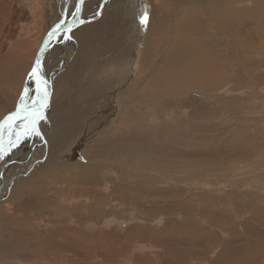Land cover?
Wrapping results in <instances>:
<instances>
[{"label":"rangeland","instance_id":"rangeland-1","mask_svg":"<svg viewBox=\"0 0 264 264\" xmlns=\"http://www.w3.org/2000/svg\"><path fill=\"white\" fill-rule=\"evenodd\" d=\"M12 1L20 20L0 23V119L18 104L57 22L47 0ZM204 2L107 0L100 16L81 18L84 29L49 48L44 74L57 85L41 136L0 160V264H264V0H241L228 12ZM104 14L112 20L102 31ZM226 14L230 29H219L211 19ZM181 25L208 35L189 34L184 47L176 42ZM184 54L203 68L171 82L188 61L179 70L171 63ZM26 85L30 99L34 83ZM121 144L132 149L122 161Z\"/></svg>","mask_w":264,"mask_h":264},{"label":"bare ground","instance_id":"bare-ground-1","mask_svg":"<svg viewBox=\"0 0 264 264\" xmlns=\"http://www.w3.org/2000/svg\"><path fill=\"white\" fill-rule=\"evenodd\" d=\"M96 1H98L97 2V5H95L94 3H92V4H89V5H92V6H89L90 8H88V7H86V5L84 6V9H83V12H82V14H81V18H85L86 16H91L92 15V13H93V15L97 12V11H100V12H102V10H103V8H100V5L101 4H103V7H104V5H105V3H104V0H95V2ZM161 1H165V0H161ZM228 3H227V2ZM243 1V0H242ZM248 1H250L251 2V0H248ZM256 1V0H255ZM197 2V1H196ZM241 2V0H205V2H204V4H203V7L204 8H211V7H214V9H216L217 7H219V8H224V7H226L225 8V11L224 12H228V11H232V10H234L235 8H237V3H240ZM47 4H48V10H49V13H50V15H49V21L51 22V24H52V22L55 20V21H57L56 22V24L59 22V20H60V18L58 19V17L60 16L61 17V15H62V10H63V8H64V3H63V0H54V2H51V1H49V0H47ZM74 4H75V0H68V4L66 5V11L64 12V20L67 22L68 20H70V19H72V17L69 15V13L71 12V11H74ZM123 4H125V3H123ZM112 5L113 4H111L110 6H109V8L110 7H112ZM239 6V5H238ZM160 7H162L163 8V12L165 13V12H167V11H169V9H172V8H168V9H165V5H160L159 6V8ZM241 7V6H240ZM244 7H246V6H244ZM89 9V14H88V9ZM124 9V8H123ZM94 10V11H93ZM96 10V11H95ZM154 10H157V9H154ZM190 10V9H189ZM188 10V11H189ZM200 10V9H199ZM217 10V9H216ZM245 10V9H244ZM159 12L161 11V10H158ZM184 11V10H183ZM180 12L181 14L183 13L184 14V12ZM201 11V10H200ZM161 13H162V11H161ZM209 13V12H208ZM210 13H213V11L212 12H210ZM238 13H244V11H239ZM110 14V13H109ZM181 14H180V17H182L181 16ZM188 14V13H187ZM200 14V13H199ZM214 14V13H213ZM245 14V13H244ZM167 15V14H166ZM194 15V14H193ZM198 15V14H197ZM242 15V14H241ZM246 15V14H245ZM105 16V14L103 15V21L101 20L100 21V29L103 31V30H109V25H108V22L106 21V19L109 21V22H111V20L112 19H109V15L107 16V17H104ZM185 16V19H186V15H184ZM184 16H183V18H184ZM195 16H196V14H195ZM165 17L166 16H163V19H162V21L160 22V23H158V25H156L157 26V28H160L161 26H164V24H165ZM179 17V18H180ZM189 17V16H188ZM106 18V19H105ZM178 18V19H179ZM199 18V17H198ZM58 19V20H57ZM177 19V20H178ZM184 19V21H186ZM197 20V22H195V23H197L196 25H195V30H197L198 31V29L200 28V27H202V23L200 22V20L199 19H196ZM183 21V20H182ZM187 21H191L190 19H187ZM195 21V20H194ZM211 21H213L214 23H216L217 25H218V28L220 29L221 28V25H222V28H224V29H226V28H229L230 27V21H229V19H228V15L226 14V15H221V16H218L217 18H216V15H214V17H213V19H211ZM86 23H89L88 21H85V23L84 24H81V25H79L78 27V29H81V27H83V29L85 28V26L87 25ZM117 23V22H116ZM179 23H180V21L178 22V25H179ZM55 24V25H56ZM86 24V25H85ZM183 24V23H182ZM227 24L229 25V27L227 26ZM54 25V26H55ZM136 25H137V23H136ZM235 25V24H234ZM254 25V24H253ZM252 25V26H253ZM255 25H257V23L255 24ZM53 26V27H54ZM189 26V25H188ZM232 26H233V24H232ZM231 26V27H232ZM261 26H263V24L261 25ZM178 27V32H177V34H176V37H177V40H176V42H177V44H179V45H182V46H184V47H187L188 46V44H187V41H188V38H187V36L189 35V34H191V36L192 37H197L198 39H201L202 38V36H204V38L208 35V33H207V31H201V32H193V35H192V33H190V27L188 28V27H184V25H181L180 27L179 26H177ZM130 28H131V26H130ZM156 28V29H157ZM162 28V27H161ZM172 28V27H171ZM174 28V27H173ZM203 28H205L204 26H203ZM234 28V27H233ZM254 28V27H253ZM114 29V28H113ZM133 29V28H132ZM201 29V28H200ZM206 29V28H205ZM230 29V28H229ZM229 29H227V30H229ZM94 30H96V26L94 25V26H89V29L88 30H86V31H84V32H79L78 33V36H79V38L80 37H82V36H84V34H90L92 31H94ZM134 30H135V28H134ZM141 30V29H140ZM226 30V31H227ZM77 30H73V32L72 33H74V32H76ZM154 31V30H153ZM158 31H160V30H158ZM157 31V32H158ZM225 31V32H226ZM233 31V30H232ZM232 31L230 32V34H232ZM139 32V31H138ZM210 32V31H209ZM221 32V31H220ZM228 32V31H227ZM150 33V32H149ZM235 33V32H234ZM234 33H233V35H234ZM136 34V33H135ZM152 34V33H151ZM225 34H227V33H225ZM64 35H65V33L63 32L61 35H60V37L56 40V42L53 44V45H55V44H57V41L60 39V38H64ZM116 35V34H115ZM150 35V34H149ZM157 35V34H156ZM168 35V34H167ZM137 36V35H136ZM170 36H171V34H170ZM245 36L246 37H248L249 38V36H247V33L245 34ZM94 37H96V36H91L90 38L91 39H93ZM129 37V36H128ZM153 37V36H152ZM138 38V37H137ZM183 38H186L185 40H183ZM252 38H253V36H252ZM257 38V37H256ZM65 39V38H64ZM139 39V38H138ZM138 39H134L135 40V42H134V44H133V49H134V46H135V44H136V42L138 41ZM151 39V38H150ZM173 39V38H172ZM176 39V38H175ZM247 39V38H246ZM183 40V41H182ZM91 41V40H90ZM205 41V40H204ZM64 43V42H63ZM69 41H67L66 42V44H68L69 45ZM91 43H93L92 41H91ZM150 43V42H149ZM148 43V44H149ZM209 43V45H210V42H208ZM213 43V42H212ZM79 44V43H78ZM52 45V46H53ZM58 45L59 44H57V46L55 47V49H57V47H58ZM60 45H62V44H60ZM173 45V44H172ZM198 45H199V47L201 46V45H203V43L200 41L199 43H198ZM110 46V45H109ZM151 46V45H150ZM174 46V45H173ZM214 46V45H213ZM62 47V46H61ZM60 47V48H61ZM146 47V46H145ZM152 47V46H151ZM119 48V47H118ZM201 49H202V46L200 47ZM75 49V47H73L72 48V50H74ZM129 51V50H128ZM61 52V51H60ZM116 52V51H115ZM125 53V52H124ZM123 53V56H121L120 57V55H119V57L120 58H122V60L123 61H125L124 60V56L126 55V54H124ZM133 53V52H132ZM131 53V54H132ZM186 53H188L187 51H186ZM47 54V53H46ZM204 54H207V55H209L210 56V54L207 52V53H203L202 51L200 52V55L201 56H203ZM185 56H179V57H175V58H177V59H175L173 56H172V58H174L175 60H176V62H177V64H174L173 62L175 61H173L172 63H171V65H172V68L174 67V65H175V67L177 68V70H179L178 69V67H179V65L180 64H183L184 63V60H187L188 61V63L182 68V69H180L182 72L180 73V75L179 74H177V73H174V75H173V77H175V78H173V80H171L170 78V80H171V82L172 81H177L178 82V80L179 79H181V78H179V76H181L182 77V75L183 74H192L193 73V70L194 69H199V68H203V66H201L200 64H198V62H196V61H193V63H191L192 62V60H193V56L192 55H189V54H184ZM77 56V55H76ZM186 56H188L187 58H184V57H186ZM62 57V56H61ZM64 57V56H63ZM64 59H66V58H63V59H61V60H64ZM74 60H76V58H73ZM72 59V60H73ZM219 59V58H218ZM46 60V59H45ZM173 60V59H172ZM130 60L129 59H127V61H126V64H127V66H128V62H129ZM134 61V60H133ZM210 61H212V59L210 58ZM175 62V63H176ZM180 62V63H179ZM191 63V64H190ZM168 64V63H167ZM206 64V63H205ZM220 64V63H219ZM129 65H130V62H129ZM208 65H210V64H208ZM221 65V64H220ZM211 66H214V62L212 63V65ZM219 67V66H218ZM170 70H172V69H170ZM127 71V70H126ZM176 71V70H175ZM199 71V70H198ZM163 72V71H162ZM205 72V71H204ZM29 73V72H28ZM46 74V73H45ZM149 74V73H148ZM26 75V74H25ZM50 75V74H49ZM53 75V74H52ZM28 76V74L25 76V81L27 82L28 80L31 82V80L29 79V76ZM56 77V76H55ZM154 77V75L150 78V79H152ZM186 77V76H185ZM206 77V76H205ZM145 78V77H144ZM158 79V78H157ZM126 84H127V82H128V79L126 78ZM199 80V79H198ZM216 80H218V76H217V78H216ZM24 81V82H25ZM53 81V80H52ZM168 82V81H167ZM180 82H181V80H180ZM123 83V82H122ZM182 83V82H181ZM204 84H206L209 88L211 87V85L213 84V80H207V77L205 78V80H204V82H203ZM60 84V83H59ZM166 84V83H165ZM164 84V85H165ZM171 83H169V85H170ZM173 84V83H172ZM171 84V85H172ZM189 84V83H188ZM201 84V83H200ZM53 85H54V90H55V85H57V81L55 82L54 81V83H53ZM174 85V84H173ZM115 86V85H114ZM149 86H151V84L149 85ZM34 87H35V85H34ZM182 87H183V85H182ZM182 87H181V89H182ZM208 87H205V89L206 88H208ZM160 88H165V87H160ZM168 88V89H167ZM177 88H179V86H178V84H177V86H172V87H166V89L167 90H174V89H177ZM34 89V88H33ZM58 89V88H57ZM152 91L154 92V91H156V90H154V89H152ZM151 91V92H152ZM204 91V90H203ZM152 92V93H153ZM167 92H169V91H167ZM158 93H160V94H164V93H166V92H164V90H159V91H157V93L156 94H153V95H151L152 97L153 96H155V95H157ZM171 93V92H170ZM174 93H176V92H174ZM33 95H34V92L32 93ZM53 94H54V92H53ZM167 95V94H166ZM178 95V94H177ZM114 96V95H113ZM189 96V95H188ZM54 97V96H53ZM116 97V96H115ZM122 97V96H121ZM124 97V96H123ZM132 97L134 98V99H138V97L137 96H133L132 95ZM123 99V98H122ZM158 99V98H157ZM170 99H171V97H170ZM192 99V98H191ZM150 100V99H149ZM55 100H53L52 99V103L54 102ZM108 101V100H107ZM111 101L112 100H110V103H111ZM109 102V101H108ZM113 102V101H112ZM51 103V104H52ZM187 103V102H186ZM201 108V107H200ZM198 109V108H197ZM202 109V108H201ZM48 110V109H47ZM47 112V111H46ZM45 112V113H46ZM44 113V117H45V115H47V114H45ZM48 113V112H47ZM137 113V112H136ZM46 118V117H45ZM50 118V117H49ZM47 121V120H46ZM136 121V120H135ZM135 121L134 122H132V123H134V125H140V123L141 122H139V120H137V123H135ZM43 123V122H42ZM45 124H46V122H45ZM50 124V123H49ZM46 126V125H45ZM52 128V127H51ZM17 129V128H16ZM165 129V128H164ZM14 131H16V130H14ZM19 131V130H18ZM18 131H16V132H18ZM50 131V130H49ZM163 131V130H162ZM136 135L138 134V135H142V131L140 130V129H135L134 131H133ZM7 132H5L4 133V135L6 134ZM40 133V132H39ZM150 133V132H149ZM58 134V133H57ZM134 134V135H135ZM156 134H160L159 132H157V131H154L153 132V136H156ZM61 135H62V133H61ZM132 135V134H131ZM150 135H152V133H150ZM6 136H8V134L6 135ZM39 136V135H38ZM40 136H41V134H40ZM31 138H32V136H30ZM45 137H46V135H45ZM165 137V136H164ZM3 138H6V137H4L3 136ZM44 138V137H43ZM42 138V139H43ZM144 138V137H143ZM8 139V138H7ZM7 139H4L5 140V142L7 141ZM36 139V138H35ZM137 139H139V138H137ZM27 140H28V138H27ZM35 141V140H34ZM161 141H163V140H161ZM23 143V142H22ZM25 144H27V143H25ZM143 144V143H142ZM43 145H45V144H43ZM100 145V144H99ZM129 145H130V142H129ZM46 146H47V144H46ZM140 146H142V145H140ZM114 147H117L116 145L114 146ZM170 147V146H169ZM42 148V147H41ZM40 148V149H41ZM35 149V148H34ZM128 148H125V145H119L118 146V148H116L115 149V151H116V153L118 154L116 157L117 158H115V159H117V160H120V158H121V155L122 154H124V153H128ZM132 150V149H131ZM131 150H129V153H128V155H130L131 156ZM44 151V150H43ZM122 153H121V152ZM16 152V151H15ZM45 152H47V151H45ZM167 152H169V151H167ZM44 152H42V154H43ZM136 153V152H135ZM141 153V152H140ZM139 153V154H140ZM87 154V153H86ZM86 154H83L84 156L86 155ZM90 154V153H89ZM92 155V154H91ZM90 155V156H91ZM45 156V155H44ZM133 157V156H132ZM35 158V157H34ZM154 158V157H153ZM149 159H151V158H148V160ZM161 159V158H160ZM132 160V159H131ZM155 160V159H154ZM120 161H122V160H120ZM139 161V160H138ZM143 161H145V160H143ZM147 161V160H146ZM156 161V160H155ZM40 162V161H39ZM151 162V161H150ZM154 162V161H153ZM162 162V161H161ZM119 164H120V162H118ZM158 163V162H157ZM128 164V163H127ZM137 164V163H136ZM139 164H141V163H139ZM153 164V163H152ZM156 164V163H155ZM118 165V164H117ZM146 165V164H145ZM144 166V165H143ZM156 166H158V165H156ZM168 166V165H167ZM117 167V166H116ZM147 167V166H146ZM146 167L144 168V170L146 169ZM116 169V168H115ZM134 170V169H133ZM119 172H121V171H119ZM120 180H121V178H119ZM123 180V179H122ZM120 182V181H119ZM121 185H124V184H121ZM9 188V187H8ZM7 188V189H8ZM10 189V188H9ZM1 196H2V192H1V194H0V198H1ZM103 198H105V196H103V197H101V203L104 201L103 200ZM98 201V200H97ZM186 210V209H185ZM194 229V228H193ZM254 233V232H253ZM255 235V234H254Z\"/></svg>","mask_w":264,"mask_h":264},{"label":"snow or ice","instance_id":"snow-or-ice-1","mask_svg":"<svg viewBox=\"0 0 264 264\" xmlns=\"http://www.w3.org/2000/svg\"><path fill=\"white\" fill-rule=\"evenodd\" d=\"M106 2L107 0H104V3ZM63 3L67 5L68 0H63ZM85 5L86 0H75L74 11L69 13L72 19L67 22L62 19L60 23L52 29L49 34L50 37L54 38L57 32L61 29V26H64V38L69 40L72 39V36L69 35V33H72L75 27H78L85 22L81 19V14ZM100 8H103V4L100 5ZM99 14V11L95 13L97 16ZM147 20L148 16L145 12V14L140 17L141 26L146 25ZM46 47L47 42L45 44V48ZM45 48H42L41 52H43ZM28 75L29 79L35 84V88L33 89L34 95L30 99H26L28 96V89H25L15 111L6 116L3 121H0V160L4 159L13 148L18 147L23 139L32 135H40L36 125L40 120L44 119V109L48 106L50 92L49 83L44 77L42 59L39 56ZM16 128H19L20 130L15 134V138H13L12 133ZM5 132L8 133V139L6 142L3 138Z\"/></svg>","mask_w":264,"mask_h":264},{"label":"water","instance_id":"water-1","mask_svg":"<svg viewBox=\"0 0 264 264\" xmlns=\"http://www.w3.org/2000/svg\"><path fill=\"white\" fill-rule=\"evenodd\" d=\"M66 11V5H64V8H63V10H62V15H61V17H60V20H59V22L58 23H60V21L63 19L64 20V12ZM98 16H100V15H98ZM97 17V16H96ZM95 17V18H96ZM94 18V19H95ZM93 20V19H92ZM85 21V20H84ZM57 23V24H58ZM85 23V22H84ZM83 23V24H84ZM56 24V25H57ZM56 25L53 27V28H55L56 27ZM52 28V29H53ZM52 29L50 30V31H48L47 33H46V35L43 37V39L41 40V42H40V44H39V47L37 48V50H36V52H35V54H34V57H33V59L31 60L32 62L30 63L31 65H30V69H29V72L31 71V69H32V67H33V65H34V63H35V61H36V59L38 58V56L41 58V59H43L44 58V56L46 55V53L48 52V50H49V48L56 42V40L60 37V35L64 32V26H61V29L57 32V34H56V36L53 38V37H50V33H51V31H52ZM69 35H70V33H69ZM46 42H47V47L45 48V44H46ZM42 48H45V50L43 51V52H41V49ZM29 74V73H28ZM29 76V75H28ZM27 76V77H28ZM44 77H45V79H47V81H48V83H49V92H50V95H49V98H48V106H47V108L46 109H44V113L46 112V110L51 106V103H52V99H53V92H54V85H53V82H52V80L51 79H49L48 77H46V75L44 74ZM26 81L24 82V88H23V93H24V90L25 89H27V85H26ZM35 85V84H34ZM22 93V94H23ZM28 95H29V93H28ZM26 99H28V96L26 97ZM16 107H17V105H16ZM16 107L13 109V110H11L10 112H8L7 114H5L1 119H0V121H3L4 120V118L6 117V116H8V115H10L12 112H14L15 111V109H16ZM39 123V122H38ZM38 125V124H37ZM37 125H36V127H37ZM1 191H2V186H1V184H0V194H1Z\"/></svg>","mask_w":264,"mask_h":264},{"label":"crops","instance_id":"crops-1","mask_svg":"<svg viewBox=\"0 0 264 264\" xmlns=\"http://www.w3.org/2000/svg\"><path fill=\"white\" fill-rule=\"evenodd\" d=\"M5 7L4 9H0V23L3 22L5 25L8 23V21H10L11 15H12V10L13 7L15 5V3H13V1L11 0L9 1H5ZM17 3H21V1L19 0ZM18 7V6H17ZM19 123V122H17ZM12 136L15 138L14 136V132L12 133Z\"/></svg>","mask_w":264,"mask_h":264},{"label":"trees","instance_id":"trees-1","mask_svg":"<svg viewBox=\"0 0 264 264\" xmlns=\"http://www.w3.org/2000/svg\"><path fill=\"white\" fill-rule=\"evenodd\" d=\"M19 12H20V10L17 7H15L14 12H13L11 19H10V22H11L10 24L13 28H15V26L18 24V22L20 20V18L18 17Z\"/></svg>","mask_w":264,"mask_h":264}]
</instances>
